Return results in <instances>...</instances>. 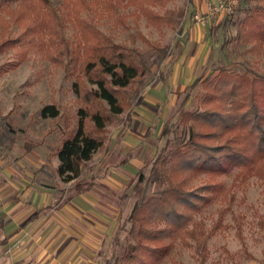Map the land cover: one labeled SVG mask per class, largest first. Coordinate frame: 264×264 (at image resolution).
Returning a JSON list of instances; mask_svg holds the SVG:
<instances>
[{"label": "trees", "instance_id": "obj_1", "mask_svg": "<svg viewBox=\"0 0 264 264\" xmlns=\"http://www.w3.org/2000/svg\"><path fill=\"white\" fill-rule=\"evenodd\" d=\"M61 1L62 7L69 10L68 19L80 31L76 42L53 37L60 36L64 20L52 0H0V14L10 16L21 31L17 38L6 40L0 51L16 48L22 60L35 48L43 51L51 45L57 50L61 46L64 54L55 56L49 49V57L60 65L81 61L84 76L97 85L90 90L83 77L76 82L83 105L77 110L72 127L66 122L67 138L57 153L58 173L64 182H70L80 177L82 166L104 147L108 123L133 107L146 82L147 69L142 60L138 62V49L103 35L96 27L95 17H83V11L97 12L100 7V16L106 13L115 17L120 6H134L157 27L172 25L175 15H179L181 24L185 12L166 9L161 13L153 8L165 7L173 0ZM258 1L236 30V38L254 44V51L264 44V0ZM117 19L126 23L124 16L118 15ZM155 48L162 56L168 55L166 47ZM199 84L204 91L199 105L182 114L183 129L156 158L150 176L141 174L135 185L138 199L130 215L127 245L112 264H163L176 242L190 245L189 238L196 241L197 253L204 259L206 231L188 226L193 213L208 206L224 189L223 183L213 180L235 169L236 179L243 183L251 176L264 179V73L221 68L217 75L199 78L191 87ZM41 116L57 118L60 110L50 104L42 109ZM168 133L170 128L165 126L163 135ZM200 174L210 180L191 188L189 181ZM148 183H158L162 188L146 195L144 185Z\"/></svg>", "mask_w": 264, "mask_h": 264}, {"label": "rangeland", "instance_id": "obj_2", "mask_svg": "<svg viewBox=\"0 0 264 264\" xmlns=\"http://www.w3.org/2000/svg\"><path fill=\"white\" fill-rule=\"evenodd\" d=\"M188 1L173 0L165 7H153L161 13L166 9L185 12L181 24L178 23L179 15H175L172 25L161 27L152 24L134 6L119 8L118 15L124 16L126 23L119 22L118 15L112 17L105 13L100 16L103 12L100 7L97 8V12L83 11V17L87 15L95 17L96 27L103 35L111 36L115 43L140 51L138 62L142 60L147 67L146 82L140 89L133 109L146 103L143 95L145 92L159 87L161 82L164 84L170 82L178 46L185 40L183 32L186 22L190 20L194 23L189 13ZM52 2L64 20V26L59 29L60 36L53 37L57 41L65 39L76 42L80 31L68 19L69 10L62 7L61 0ZM257 3L258 0H241L233 14L214 16L215 19L205 34L206 42L212 45L205 73L217 75L221 68L241 73L246 71L250 74L264 73V44L259 51H254L252 50L254 44L236 38L237 26L241 24L248 10ZM15 6L16 4H13L14 8ZM20 32L18 25L10 16L0 14V46L8 39L17 38ZM156 45L166 47L168 55L162 56L156 50ZM58 47L56 50L55 46L49 45L43 51L35 48L22 60L18 57L16 48L0 51V68L4 69V72L0 73V110L6 113V118L10 120L6 124L17 129L18 126H22L26 132L28 131L26 139L30 143L39 142L43 138L42 133L50 132L52 129L56 130L57 137L62 136L64 130L68 129L66 122L71 124V127L75 123L76 112L83 105L76 91L78 78L83 77L90 90L97 88L96 84L84 76L81 61L72 64L66 61L60 65L49 57V49L55 56L64 54V48ZM170 92L173 93V89ZM203 95L204 91L200 84L196 87L189 86L179 93L174 104H166L168 107L162 120L166 114L167 116L162 129L157 131L158 126L153 128L151 135L154 140L150 143L148 151L139 158V163L128 169L133 175L126 181V188L119 190V196L113 198L114 201L106 200L117 209L118 214L114 231L103 237L100 247H97L95 256L97 264L114 263L115 257L126 247L127 233L132 226L130 215L138 199L135 185L140 175L150 176L156 158L167 146L168 141H175L176 133L183 129L182 114L197 107ZM50 104H55L59 108L61 116L44 120L41 111ZM162 113L163 109L161 115ZM0 123H4L1 117ZM128 125L129 119L121 114L108 123L107 132L113 134L119 130L122 134ZM165 126L170 128L167 135H163ZM140 150L135 152L138 157L142 153ZM92 167L91 165L89 168ZM237 172L238 169H235L232 173L218 176L213 180L223 183L224 189L208 206L193 213V220L188 226L189 229L195 227L196 230L203 228L206 231L205 258L197 253L196 241L189 238L190 245H185L181 240L177 241L163 264H264V179L251 176L243 183L236 179ZM209 180L205 174H200L199 177L190 180L188 185L195 188ZM144 188L146 195H153L162 187L158 183H148ZM68 189L71 190L69 185L63 196L68 195Z\"/></svg>", "mask_w": 264, "mask_h": 264}, {"label": "crops", "instance_id": "obj_3", "mask_svg": "<svg viewBox=\"0 0 264 264\" xmlns=\"http://www.w3.org/2000/svg\"><path fill=\"white\" fill-rule=\"evenodd\" d=\"M214 1H188L194 23L186 22L170 82L145 92V106L123 113L130 125L122 134L107 132L105 146L82 166L79 178L64 182L58 173L57 153L67 130L57 137L52 129L30 143L28 131L6 124L10 120L0 110V264H97V247L114 231L118 214L106 200L114 201L126 188L133 175L128 169L148 151L153 128L162 129L166 104H174L195 80L210 75L205 72L212 45L205 34L215 19L209 11ZM196 13L206 16L205 26L196 22ZM68 185L71 190L63 196Z\"/></svg>", "mask_w": 264, "mask_h": 264}, {"label": "built area", "instance_id": "obj_4", "mask_svg": "<svg viewBox=\"0 0 264 264\" xmlns=\"http://www.w3.org/2000/svg\"><path fill=\"white\" fill-rule=\"evenodd\" d=\"M240 2L241 0H215L209 4L210 14L214 16L231 15L235 12ZM194 17L198 24L206 25L207 18L205 15L196 13Z\"/></svg>", "mask_w": 264, "mask_h": 264}]
</instances>
